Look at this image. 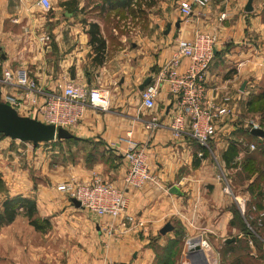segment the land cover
Returning <instances> with one entry per match:
<instances>
[{"label":"crops","instance_id":"1","mask_svg":"<svg viewBox=\"0 0 264 264\" xmlns=\"http://www.w3.org/2000/svg\"><path fill=\"white\" fill-rule=\"evenodd\" d=\"M49 1L51 11H45L40 0H0L2 67L15 79L24 73L35 85L34 89L1 81L2 99L19 98L23 106L20 115L44 122L39 108L49 96L62 94L67 85L103 92L109 108L103 110L85 100L81 103L83 116L68 130L107 153L100 158L93 154L96 157L92 156L91 162L51 165L43 155L32 160L22 147L6 151V163L0 162L10 166L3 177L5 192L10 197L34 199L37 218L48 221L49 227L37 231L20 213L0 231V264H44L48 248L56 252L58 261L63 253L67 264H155L156 243L177 237L179 244L186 245L180 264H194L197 258L188 255L190 240H200V245L212 238L222 239V248L230 255L243 243L251 260L264 264V179L256 173L237 185L230 176L242 172L243 166H228L224 160L231 145L236 147L234 158L242 159L255 152L250 150L251 144H264V138L249 136L246 127L251 79L264 73V7L260 12L253 4L254 12L247 13L244 0L239 5L234 0L210 1L207 8L196 9L186 22L179 7L187 0ZM223 14L226 18L221 20ZM94 24L106 42L103 58L95 52L98 43H91L89 31ZM198 32L219 37L207 74L208 100L219 102L228 89L234 99L231 105H237L236 118L218 125L209 148L192 139L189 125L181 138L173 136L169 125L176 99L167 85L160 87L151 110L142 106L139 90L176 54L178 41L193 39ZM187 63L184 60L183 67ZM34 98L36 104L32 103ZM137 145L147 147L154 181L127 192L125 215L134 217L135 224L122 217L113 224L115 235L108 237L105 227L109 219L76 208L57 186L70 179L91 183L97 177L123 186L126 154ZM17 152L26 156L24 165L35 166V182L16 167L20 166L15 160ZM221 171L226 180L220 178ZM174 186L181 196L170 193ZM167 223L174 230L162 235L160 231ZM245 227L252 236L245 234ZM232 238L236 241L228 244ZM206 263L211 264L209 257Z\"/></svg>","mask_w":264,"mask_h":264},{"label":"built area","instance_id":"2","mask_svg":"<svg viewBox=\"0 0 264 264\" xmlns=\"http://www.w3.org/2000/svg\"><path fill=\"white\" fill-rule=\"evenodd\" d=\"M45 11H51L49 0H40ZM210 0H187L180 4V12L189 22L196 9H205ZM226 15L221 16V20ZM219 45V37L215 33L198 32L193 39H183L177 43L176 54L168 60L161 71L154 75L152 82L141 92L142 106L151 110L157 103L159 89L167 85L169 92L175 97L176 103L170 120L169 128L175 138H181L187 126H190L191 137L203 147L209 148L211 140L218 133V125L226 119L236 118L237 105H231L233 96L225 89L220 101L207 98V74L210 70L215 53ZM188 63L183 67V61ZM8 85L34 88L24 73L14 77L11 71L4 70L0 59V82ZM39 93H42L39 91ZM89 100L94 106L103 110L109 108L108 97L99 90H88L76 85H67L62 94H53L47 98L45 104L39 108L45 123L69 129L83 116L81 103ZM4 101V100H3ZM5 103L17 111L22 109V102L17 97H8ZM238 102V100H237ZM36 104V99H32ZM152 125H156L155 121ZM249 132L261 126L249 120L246 124ZM150 128V126L148 127ZM256 144L250 145V150L255 151ZM147 147L137 145L127 154V173L123 186H115L97 177L91 183H81L75 179L64 181L57 186V191L81 203V209L93 216L108 218L105 233L108 237L115 235L113 224L124 217L127 222L135 224L134 217L126 216L129 206L127 192L138 190L154 181L150 166L147 161ZM225 191L229 192L228 189ZM205 244L203 251L207 252L210 245Z\"/></svg>","mask_w":264,"mask_h":264},{"label":"rangeland","instance_id":"3","mask_svg":"<svg viewBox=\"0 0 264 264\" xmlns=\"http://www.w3.org/2000/svg\"><path fill=\"white\" fill-rule=\"evenodd\" d=\"M211 3H222L225 0H210ZM248 2V0H244V2ZM234 2L239 5L243 2V0H234ZM254 5L257 6L258 10L262 12V8L264 7V0H254L253 2ZM241 6V5H240ZM239 6V8H240ZM241 11H244V7H242ZM254 12V11H253ZM252 46H254L258 50V46L254 43H250ZM261 45V43L259 42ZM259 51V50H258ZM252 84L251 88L249 89V93L247 94L246 97V105H247V110L249 112L248 118L249 120H252L259 124L261 127L264 128V73L262 74L261 78H253L251 79ZM240 131H243L240 129ZM6 137L3 135H0V162L1 164H5L6 161V151L9 152V149H15L18 147H22L24 149L25 154H29L32 160H36L35 158L39 156H44L45 160L48 161L51 165H55L57 163H62L67 164V162H77L80 160H93L89 156H95L98 155L97 157H102L107 153V150L104 149L103 147L96 146L94 144H88L84 143L83 141H55L51 143H41L38 146H34L33 143H23L20 141H6ZM9 143V147H5ZM16 146H12V145ZM8 146V145H7ZM257 149L255 152H253V155L251 156H246L243 157L242 159H236L234 156L231 158L230 157V162L227 163L228 166H251L258 169H256V172L253 174H248L246 170L242 169V172L236 173L235 176L231 175L230 177L232 178L233 182L235 184H242L245 182V179L251 178L254 176L256 173H259L261 177L264 179V144H261L260 146L257 144ZM244 148V147H243ZM7 149V150H6ZM18 153V152H17ZM23 154V153H22ZM20 155L19 153L17 154V160L18 164L20 166H16L18 169L21 171H24L27 175H29V181L35 182L36 179L38 178L36 176V169L35 166H29L27 164L24 165L23 162H25L24 158L26 156ZM95 154V155H93ZM96 157V156H95ZM210 160H212L213 163H216L215 158H211L212 156H209ZM249 160H252L253 164H249ZM0 164V181L4 182L3 179L4 175L6 174V169L10 166H2ZM49 167L52 166H46L48 169ZM117 168L118 166H114V168ZM16 171V169H13ZM8 171V170H7ZM13 171L11 173H14L15 176H18V174ZM226 174V172H225ZM14 176V177H15ZM222 180H226L224 176V172L222 173L221 171V177ZM102 179V178H101ZM103 180V179H102ZM106 181V180H104ZM109 182V181H106ZM1 187V186H0ZM4 188V186H2ZM0 210L2 207V202L5 198H7L9 195L5 190H0ZM242 204V203H241ZM242 209V208H241ZM162 236L160 235L159 238ZM166 237V236H165ZM180 239V237H178ZM206 241V240H205ZM210 249L207 250V252L204 251L206 254L207 258L209 257V260L211 264H257L254 263L251 260V257L249 256V251L247 250L245 244H240L239 246H236V250L233 253V255H230L228 252L223 249L224 243L222 242V239L219 238H212V239H207ZM173 245V243H171ZM170 245L169 241L168 242H162V243H156L154 247V253H155V264H180L181 256L183 254V251L186 247L184 246V243L178 244V245H173V247L169 250H167L168 246ZM223 247V248H222ZM47 252L49 254L44 256V264H67V257L61 253V258L60 261L56 260L55 257H57L55 254L56 252L52 250L47 249ZM3 256L0 255V261H2ZM58 261V262H57ZM186 264V263H185ZM197 264H202V263H197Z\"/></svg>","mask_w":264,"mask_h":264},{"label":"water","instance_id":"4","mask_svg":"<svg viewBox=\"0 0 264 264\" xmlns=\"http://www.w3.org/2000/svg\"><path fill=\"white\" fill-rule=\"evenodd\" d=\"M253 1L248 0L245 11L247 13L253 12ZM177 26L180 27V22L177 23ZM171 25L168 26L166 33H169ZM152 77L147 78L139 90L143 91L146 86L152 82ZM246 86V82L242 85L241 91L243 92ZM0 134L4 135L6 138H9L14 141H20L23 143H33L34 146H38L41 143H51L57 140L60 141H70L75 140L74 136L68 129L57 127L53 124H48L40 121L37 118H31L27 116L20 115L19 112L5 103L2 99V93L0 92ZM251 136L255 138H264V129H253L250 132ZM170 193L174 195L181 196L182 192L178 187H172ZM71 202L73 205L81 209V203L75 199H72ZM174 230V227L171 223H167L160 231L162 235H166ZM200 240H190V245H196L194 249L189 250L188 255H196L195 263L207 264V257L204 251L200 248ZM236 238L227 240V243L235 242Z\"/></svg>","mask_w":264,"mask_h":264},{"label":"trees","instance_id":"5","mask_svg":"<svg viewBox=\"0 0 264 264\" xmlns=\"http://www.w3.org/2000/svg\"><path fill=\"white\" fill-rule=\"evenodd\" d=\"M89 34L91 35V43L93 44L95 42L98 43L95 52L98 54V56H101L103 58V55L106 52V42L101 37L99 27L95 24L92 25ZM248 135L251 136L249 131H248ZM71 141H81V140L76 138L75 140H70L69 142ZM235 154H236V147L234 145H231L228 154L227 155L225 154L224 156L225 162L226 163L230 162V157L232 158L233 156H235ZM89 157L91 158V156ZM88 162H91V160H89ZM249 164L250 165L253 164L252 160H249ZM243 170H246L248 174H253L256 171L254 166L253 167L243 166ZM0 186H1L0 190H5V184L3 181L2 182L0 181ZM2 186H4V188ZM22 212L25 214L26 217H28L30 225L33 226L37 231H46L48 229L49 227L48 221L46 220L41 221L37 218V204L34 199L26 198L23 196H15V197L8 196L3 200L2 207L0 210V231L5 226L12 224L17 218V216ZM244 231L247 236H252L250 230L247 229L246 227L244 228ZM179 241L180 239L177 237L176 240H172L171 242H169L170 245L168 246L167 250L171 249L173 245L175 246L178 245ZM171 243H173V245Z\"/></svg>","mask_w":264,"mask_h":264},{"label":"bare ground","instance_id":"6","mask_svg":"<svg viewBox=\"0 0 264 264\" xmlns=\"http://www.w3.org/2000/svg\"><path fill=\"white\" fill-rule=\"evenodd\" d=\"M196 246V245H195ZM195 246L193 245V246H191V249H194L195 248ZM200 247H201V249L203 250V248L205 247V244H203V243H201L200 244Z\"/></svg>","mask_w":264,"mask_h":264}]
</instances>
